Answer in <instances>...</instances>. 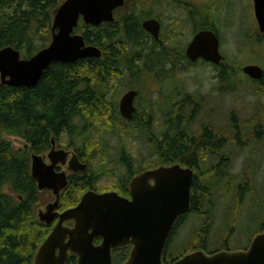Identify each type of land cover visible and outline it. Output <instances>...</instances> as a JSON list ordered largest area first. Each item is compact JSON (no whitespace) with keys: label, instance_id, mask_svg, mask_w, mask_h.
I'll return each instance as SVG.
<instances>
[{"label":"trees","instance_id":"16d2710c","mask_svg":"<svg viewBox=\"0 0 264 264\" xmlns=\"http://www.w3.org/2000/svg\"><path fill=\"white\" fill-rule=\"evenodd\" d=\"M62 1L0 0V50L12 47L24 59H29L46 48L52 33L53 13ZM127 27L126 33L119 35L102 27L81 25L79 32L87 45L99 48L102 57L88 58L75 64L54 63L36 88L2 86L0 79V264H33L35 254L51 233V227L41 223L36 216L40 193L31 176L30 154L28 150L16 152L2 138L3 133L23 139L33 153L42 154L50 149L52 138L60 142L66 136H72L77 129L83 132L98 127L124 139L139 130L146 135L145 143L152 147V154H157L163 164L166 161L167 164L180 162L195 168L198 190H194L192 196L191 212L180 217L176 223L164 255L165 264H173L191 251L207 250L209 240L206 235L213 226L216 217L214 213L223 195L227 197L233 194L228 196L233 197L229 208L232 214H227L218 249L209 254L234 250L230 241L244 202V194L249 191L254 195V202L262 204L256 188L263 185L257 186L255 169L262 166L264 155H258L261 151L257 153L255 150L244 155L243 151L252 145L257 147L263 140L264 114L245 124L231 114L226 126H218L214 118L212 122H205L211 116L195 127L197 117L204 107L200 105L205 100L189 95L183 100V94L175 92L169 95L174 103L171 101L169 109L162 112L160 124L159 121L152 124V114L146 113L144 109H139L132 121L121 116L118 105L112 103L108 95L115 94L120 86L118 81L122 82L128 75L150 82L153 70L158 69L151 56L142 54L147 39L142 31H137L139 25L128 20ZM128 51L131 57L127 55ZM142 69L148 72L142 73ZM232 73L234 76L236 73L244 74L241 66L226 60L219 74L221 92L231 87L229 79L234 77ZM249 79L264 90V77L259 81ZM186 107L191 110L188 114L185 112ZM70 146L77 148L76 151L83 155L74 142H70ZM121 154L123 162L129 160L126 151ZM105 156L108 155L102 149H95L91 153V157L98 158L100 162ZM241 156L245 157L248 167L230 183L233 176L226 173ZM86 181V177L71 179L74 200L70 204L79 202L86 190ZM7 187L14 195L5 192ZM220 188L223 190L222 195L218 192ZM190 214L204 220L203 231L196 237L198 245L185 255L170 258L169 245L177 229ZM263 232L264 222L260 224L255 236ZM128 253H117L114 256L115 264L125 263ZM121 255L124 259H117ZM67 264H77V258L71 256Z\"/></svg>","mask_w":264,"mask_h":264},{"label":"water","instance_id":"95a60500","mask_svg":"<svg viewBox=\"0 0 264 264\" xmlns=\"http://www.w3.org/2000/svg\"><path fill=\"white\" fill-rule=\"evenodd\" d=\"M120 0H65L55 11L50 45L29 59L12 47L0 50V79L2 86L36 88L45 72L54 63L75 64L88 58H101L95 46H87L83 35L75 33L83 18L86 25L99 27L113 20V11ZM255 16L264 34V0H254ZM145 30L156 39L160 26L156 21L144 24ZM188 56L193 61L202 58L217 65L222 63L220 41L214 33H199L190 44ZM243 73L253 80H261L264 71L258 66H247ZM137 90L128 91L120 102L123 118L132 121L136 113L134 101ZM68 154L53 149L48 158L32 155V177L40 191L53 192L56 201L40 212V220L51 225L59 219L52 233L40 246L34 264H67L70 255L77 264H114L113 251L132 247L125 264H165L164 255L180 217L191 212L193 172L180 165L160 167L136 177L131 185V199L117 193L98 194L88 191L76 208L60 214V195L68 186L66 173H56L59 162L65 163ZM75 155L70 171L87 172ZM73 222V227L66 223ZM101 240L100 244H96ZM173 264H264V233L259 234L247 251H221L207 254L193 251Z\"/></svg>","mask_w":264,"mask_h":264},{"label":"rangeland","instance_id":"374dc122","mask_svg":"<svg viewBox=\"0 0 264 264\" xmlns=\"http://www.w3.org/2000/svg\"><path fill=\"white\" fill-rule=\"evenodd\" d=\"M64 1L65 0H63L61 4ZM252 2L253 0H227L224 4H222L219 11V19L221 23L220 35L223 42L222 52L226 60L234 61L238 66H241L242 69L253 65L264 70V35H260L259 27L256 24V20L252 12ZM230 5H232L235 9L233 10V14L230 15V18L227 19V12ZM243 14H245V16H242ZM246 16H248L247 20ZM239 17H244L246 23L251 27V31H249L247 35L239 32ZM53 18L54 13L52 17V25ZM240 27H243L242 22ZM77 34L81 35L80 32ZM257 34L260 36L258 37ZM52 35L53 34L51 33L49 36V45L52 41ZM142 54L148 55L147 46H143ZM127 55L130 57L132 56L130 51L127 52ZM144 72L148 71L142 69V73ZM153 72L152 76L150 75V82L147 80L141 81L139 77L131 78L126 75L122 82L118 81L120 86L115 90V94H108L110 101L114 104H118L123 95L129 90H137L143 97L141 103L144 104L145 102H149L152 105L151 110H154L152 116L155 118V122H158L162 118V110H164V107L166 106V103L164 102L165 99L163 100L162 98L163 96L169 97L170 94L175 92L182 93L183 100L187 95L197 96L199 100L202 98L205 101H202L200 105L204 107L197 117L198 122L195 127H198L203 119L211 116L213 117L205 122H212L214 118V122L218 124V126H226L229 124L231 114H234L236 119L242 124L261 116V114H264V90L261 89L258 84L251 82L244 74L242 75L241 73H236L234 76L232 73L234 77L229 79L231 87L228 91L221 92V82L219 78H216V80L214 79L213 76L215 73L213 74L212 68L209 67H196L186 73L177 71L174 75H172V77L171 74H167L166 76V73L163 76L160 75L159 77H156V75L159 74V70L154 69ZM171 101L174 103L173 99ZM158 107H162V109H158ZM190 111L189 107L185 108L186 114ZM2 138L7 143H10L16 152L23 149V139L15 136H9L6 133H3ZM125 138L126 139L118 137L116 134L109 133L108 131H104L96 127L91 131L86 130L83 132L81 129H77L72 136H66V138L61 139L58 143L61 148L67 149L70 148L68 147L70 146V142H74L77 145L78 150L83 155L88 157L87 160L90 159L91 153L94 152L95 149L100 151L102 149L105 151L108 155L105 156V159H102V162L105 164H100L98 158L93 161L94 163H91L92 171L97 173L96 175L102 176L101 183L97 185L98 192L100 193L116 189L115 184L117 180H114L113 176L114 169L116 167L113 163L121 159V153L123 151L128 153L132 161H135L138 167L141 165L143 166L142 168H138L141 169V171L144 170L145 166H147L146 164L144 166V162L148 163V161L156 160L151 158L153 155L151 152L152 147L150 144L147 145L145 143L146 135L142 131L136 130L131 136H129V138ZM262 139L263 140L257 145V147L252 145L251 148H246V150L243 151L244 155L250 154L253 150L257 153L261 151L258 155H264V134ZM91 143H93V145H90ZM87 146L88 148H86ZM76 149L77 148H75V150ZM244 158V156L238 158L236 165L238 166ZM108 162L112 164L110 165ZM259 166L260 181L258 178L257 186H263L256 188V190L258 189V194L262 200V204L254 202L255 200L252 198L254 195L247 194L244 202L242 203L237 225L233 231L234 235L230 241V246L234 250L242 251L248 248L252 243L255 234L259 231L260 224L264 222V161L262 166ZM115 173H118L117 179L118 181H121L123 174L118 172V168H116ZM5 192L9 195H13L11 189L8 187L5 188ZM218 192L219 195H222V188H220ZM84 193L85 192H83L81 198H79V202L75 204L68 203L66 199H63L62 202L60 201L62 209L66 210L69 208H76L84 196ZM228 196L226 197V195H223L221 197L216 214L214 213L216 217L214 219L213 226L208 230L209 232L206 235V239L209 240L207 250L205 251L207 254L218 249L220 243L219 240H221V237L223 236V233L221 232L225 228L227 214H230V216L232 214L229 208H231L233 197ZM54 203V197L51 193H41L39 203L36 207V216L38 217L41 210L42 212L45 211L47 205L49 206ZM71 223L73 224V222ZM203 224L204 220L199 216L194 214L188 215L183 224L177 229L174 239L169 245V257H180L185 255L187 251L194 249V247L198 245L196 237L201 234V231H203ZM234 250L231 251L233 252ZM192 252L193 251L190 253ZM120 258L124 259V256L121 255L117 257V259Z\"/></svg>","mask_w":264,"mask_h":264},{"label":"flooded vegetation","instance_id":"af4514ba","mask_svg":"<svg viewBox=\"0 0 264 264\" xmlns=\"http://www.w3.org/2000/svg\"><path fill=\"white\" fill-rule=\"evenodd\" d=\"M120 1H121L120 6H118L113 11V20L111 22H105L102 25H100L99 27L100 28L102 27L104 30H111L114 34L123 35L127 31L128 20L129 21L130 20L135 21L136 24L139 25V28H137V31L139 29L140 31L143 32V34L146 35L147 43L145 46L148 47V55L151 56L150 58L156 62V66L158 68L157 70H159V72H158L159 74H157L156 77L157 76L159 77L160 75L163 76L165 73H166V76H167V74H171V77H172V75H174V73L177 71L186 73V72H189L190 70H193L196 67L202 66V67L212 68L213 74L215 73L213 76L214 79L216 80V78H219V74H220L221 68L223 66V63L226 62V58L223 56V52H222V43L223 42H222L221 35H220L221 23H220V19H219L220 18L219 11H220L222 4H224L227 0H120ZM252 3H253L252 12H253L254 18L256 20L255 11H254V0ZM234 9L235 8H233V6L230 5V7L228 8V12H227V19L230 18L231 14H233ZM242 16H245V14H243ZM247 19H248V16H246V20ZM238 20H239V32L244 34V35H247V33H249V31H251V27L246 23L244 17H241V18L239 17ZM252 20H253V17H252ZM148 21H156L159 24L160 30H159V38L158 39L153 37L150 34V32L145 30L144 24ZM241 22L243 23V27H240ZM248 23H249V21H248ZM256 24L258 26L257 20H256ZM81 25L89 26V25H86L83 18H81L79 21V25H78L77 29L75 30V33H79V31H80L79 29H80ZM52 27H53V25H52ZM228 29H229V27H228ZM202 32L214 33L216 35V37L219 39V41H220V52L223 56V60H222L221 64L217 65L213 62H208L202 58H199V59L194 60V61L191 58H189V56H188L189 46L193 42L194 38L199 33H202ZM257 35L259 37L261 34L260 35L257 34ZM165 71H167V72H165ZM138 93H139V91H138ZM122 98H121V100H122ZM162 98H163V100L165 99L164 102L166 103V106L164 107V110H162V111H167L171 105L170 96L169 97L163 96ZM142 99H143L142 95L138 94V96L136 97V99L134 101L136 113L138 112L139 109H144L146 113L149 112L150 114H153L154 110H151L152 105L149 102H145L144 104H142L141 103ZM121 100L117 104L119 112H120ZM158 109H162V107H158ZM162 111H160V112H162ZM120 114H121V112H120ZM151 121H152V124H156L155 118L153 116H152ZM53 140L55 141V148L57 151L63 150L68 154V157L66 158L65 163L63 164V163L59 162L57 164V166L54 168L56 173H58V174L66 173L68 176V186L64 191L61 192V195H60V201L61 202L63 199L64 200L66 199L68 203H70V201L74 200V188H71V179L72 178L74 179L75 177H80V178L86 177L87 178V181H86L87 185H85L86 190L84 191L85 193H87L88 191H93V192H96L98 194L117 193L118 195H120L123 198L131 199V185H132L133 180L136 177H138L139 175H142L143 173H145L147 171L156 170L160 167H172L175 165H180L181 167H183V169L191 170L193 172V175H194L193 184H192V188H191V206L193 205V197L192 196H193L194 190H198V188L196 187V183H195L196 178H197V174H196L195 168H191L187 164L180 163V162L167 164L168 161H166V164H163V161L160 160L159 156L157 154H153L151 156V158H154L156 160L148 161V163L144 162L143 163L144 166H145V164L147 166H145L144 170L141 171V169H138V168H142L143 166L141 165L138 167L136 165V162L132 161L131 157L129 158V160H126V162H123L122 160L124 158H122L119 161H116L115 163H113V165L116 168H118V172L123 174L122 180L118 181V179H117L118 173H115L116 172V168H115L113 176H114V180H117L116 184H115L116 189L111 190V191H103V192L99 193L97 185L101 183L102 176L96 175L97 173H94V171H92L91 163H94L93 161L96 159L95 157H90V159L87 160V158H88L87 156L80 155L75 150V148H73L71 146H68L70 148H67V149L61 148V146L59 145L58 141L55 138L51 139L49 150H47L45 153L36 154V155L42 156L44 159V162L47 165H51V161L49 160L48 155L53 149ZM11 147H13V146L11 145ZM26 150H28V152L30 154V158H31L30 168H31V176H32V155L35 153H33L32 149L24 141L23 149L20 151L25 152ZM75 155L78 157V160L80 161L81 164L87 165L88 169H87L86 173H82V172L74 173V172L70 171L71 160L73 159V157ZM237 161H238V159L234 162V164L232 165L230 170L227 171V173H226L229 176L230 175L233 176L232 180H230V183L234 181V179L236 178L235 177L236 175L241 174L243 172L244 168L248 167V165H246L245 159L241 160V163L238 166L236 165ZM99 163L105 164V163L100 162V161H99ZM108 164L111 165L112 163L108 162ZM217 165H218V163H217ZM259 170H260V166H259V169H257V167H256L255 173H256L257 180L260 176V174L258 173ZM257 173H258V175H257ZM226 174L225 173L223 174L224 179L226 177ZM241 180H242V177L240 175V181ZM35 182L37 184V188H38V191L40 194L44 193V192L45 193L46 192L51 193L54 197V202L56 201V198H55L53 192H51L49 190L40 191L37 181H35ZM223 182H225V181H223ZM200 187L203 188V186H200ZM247 189L245 190V192L247 191ZM12 194L14 195L13 192H12ZM247 194H250V192L248 191ZM247 194H244L243 200H245ZM47 207H48V205H47ZM47 207H46L45 211H47ZM202 207H204V205ZM70 209L71 208L63 210L61 203H60L59 208L55 212L62 214L65 211L70 210ZM45 211H43V212H45ZM38 220L41 223H43L44 225L51 227V233L59 221V219H55V221L51 225H48V224H46L40 220L39 215H38ZM66 225L68 227H73L72 223H66ZM100 243H101V240L96 241V244H100ZM247 249H245V250H247ZM245 250H242V251H245ZM123 251H127V253L129 251V253H128V259H129L131 251H132L131 246H128L125 248H120V249L113 251V260H114V256L117 253L120 254ZM71 256H74V255L71 254L70 257ZM70 257H69V259H70ZM125 263H123V264H125ZM114 264H115V260H114Z\"/></svg>","mask_w":264,"mask_h":264}]
</instances>
